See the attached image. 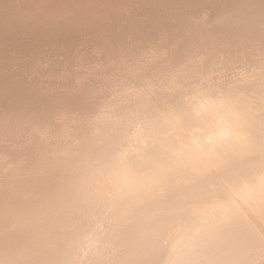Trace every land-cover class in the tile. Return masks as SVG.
<instances>
[{"label": "bare ground", "instance_id": "6f19581e", "mask_svg": "<svg viewBox=\"0 0 264 264\" xmlns=\"http://www.w3.org/2000/svg\"><path fill=\"white\" fill-rule=\"evenodd\" d=\"M0 264H264V0H0Z\"/></svg>", "mask_w": 264, "mask_h": 264}]
</instances>
